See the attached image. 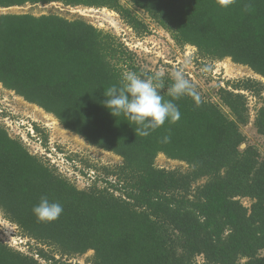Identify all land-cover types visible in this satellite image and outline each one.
<instances>
[{"label": "trees", "instance_id": "trees-1", "mask_svg": "<svg viewBox=\"0 0 264 264\" xmlns=\"http://www.w3.org/2000/svg\"><path fill=\"white\" fill-rule=\"evenodd\" d=\"M123 1L0 0V9L53 3L106 9L137 38L148 34L139 11L178 48H194L198 60L228 59L264 79V0H235L228 8L219 0ZM137 60L116 37L82 19L0 15L1 88L121 159L114 167L89 166L91 183L79 190L0 126V215L27 247L0 239V264H68L87 253L86 264H264V155L242 132L250 122L249 99L257 98L252 126L264 138L263 85L226 81L209 97L199 94V106L181 97L174 101L177 122L135 136L136 125L112 117L102 102L124 72L155 74ZM162 76L167 88L171 77ZM159 155L187 170L156 167ZM42 196L63 206L57 220L33 215Z\"/></svg>", "mask_w": 264, "mask_h": 264}, {"label": "rangeland", "instance_id": "rangeland-1", "mask_svg": "<svg viewBox=\"0 0 264 264\" xmlns=\"http://www.w3.org/2000/svg\"><path fill=\"white\" fill-rule=\"evenodd\" d=\"M122 4L125 5V1L122 0ZM135 13L148 27V34L143 37L137 38L116 13L106 9L70 8L57 3L0 9V15L31 14L38 17L55 14L67 20L82 19L96 29L116 37L131 51L135 52L138 59L137 62L151 73L159 72L161 74H169L171 77L174 70L177 68L183 69L185 77L193 84L195 90L205 97L212 95V90L216 85L219 84L223 87L226 81L251 79L260 82L264 87V79L253 74L246 67L231 63L228 59L212 64L198 60L194 48H178L170 36L155 26L146 15L139 11H135ZM262 96L264 97V91ZM0 101L2 105H7L8 110L14 115L16 120H21L22 123L27 121L29 124L32 123L42 129L43 133H40L42 138L40 135L38 137L42 142L44 136L47 137L46 146L48 148L55 147L57 151L64 153L66 159H74V165L71 166L68 163L70 167L66 169V178L77 189L83 190L90 185L91 182L87 178L89 166H95L98 169L121 164L119 157L89 146L81 138L65 131L51 115H46L42 110L27 104L21 98L2 88H0ZM259 105L260 102L257 98L249 99L250 122L242 128V132L246 137L247 143L257 147L261 154L264 155V138L259 137L252 126L254 113ZM53 121L56 122L57 127L54 126L55 123ZM28 127L27 124L21 127V133L26 132ZM8 132L11 138H18L15 135L18 130L8 129ZM38 147L33 143L28 151L33 155L39 150L38 152L41 155L40 150L42 148L40 145ZM35 156L46 162L47 158L45 156ZM155 166L166 170H187L183 163L167 160L162 155L155 159ZM201 183L203 182H199V184ZM243 204L248 206L249 201L244 200ZM11 227L13 225L5 221L0 215V239L5 243L9 240L6 235L10 233ZM13 234V237H18L16 229ZM91 255V253H87L75 260L68 261V264H86ZM198 262L201 263V258H198Z\"/></svg>", "mask_w": 264, "mask_h": 264}, {"label": "clouds", "instance_id": "clouds-1", "mask_svg": "<svg viewBox=\"0 0 264 264\" xmlns=\"http://www.w3.org/2000/svg\"><path fill=\"white\" fill-rule=\"evenodd\" d=\"M234 3L235 0H219V5L223 8H228ZM249 8L250 5H245L244 11H249ZM171 81L166 88L159 72L146 76L128 70L122 74L119 85H112L103 93V106L112 117L123 115L135 124V136L147 137L166 121L175 123L180 119L181 113L174 103L175 100L187 96L193 99L196 106L201 103L199 93L185 77L183 69L174 70ZM165 88L167 95L172 99H164ZM169 140V136L164 137V142ZM62 212L63 206L59 202H51L47 196H42L32 208V213L39 222H53Z\"/></svg>", "mask_w": 264, "mask_h": 264}, {"label": "built area", "instance_id": "built-area-1", "mask_svg": "<svg viewBox=\"0 0 264 264\" xmlns=\"http://www.w3.org/2000/svg\"><path fill=\"white\" fill-rule=\"evenodd\" d=\"M25 124H27V126L29 127L26 132L24 131L23 133H21V127H24ZM0 126L5 127L7 130L8 129L18 130V133L15 135L16 137H18L19 141L27 148V150L32 147L33 143L37 147L40 145V147L42 148L40 150L41 155L38 152L39 150L33 155L34 156L38 155L40 157L45 156L47 158L46 161L51 166L55 167L58 173H60L64 177L67 176L66 169L70 167L68 163H70L71 166L75 164L74 161L69 162L68 159H66L64 153L57 151L55 147L44 148L41 139L38 137V134L34 131L33 124L32 123L29 124L27 121L26 122L24 121L22 123L21 120H16L14 115L8 110L7 105L5 104L2 105L1 101H0ZM70 173L73 174L72 172ZM91 174L92 172H89L87 176L89 177ZM11 228L12 229L10 233L6 235L7 238L9 239L7 241V244L18 250H26L27 249V247L25 246L26 242L19 237H13L14 236L13 232L15 231V227H11Z\"/></svg>", "mask_w": 264, "mask_h": 264}, {"label": "water", "instance_id": "water-1", "mask_svg": "<svg viewBox=\"0 0 264 264\" xmlns=\"http://www.w3.org/2000/svg\"><path fill=\"white\" fill-rule=\"evenodd\" d=\"M244 148H245V145L244 144L240 146V149L241 150L244 149Z\"/></svg>", "mask_w": 264, "mask_h": 264}, {"label": "bare ground", "instance_id": "bare-ground-1", "mask_svg": "<svg viewBox=\"0 0 264 264\" xmlns=\"http://www.w3.org/2000/svg\"><path fill=\"white\" fill-rule=\"evenodd\" d=\"M53 122L55 123V125H54V126H55V127H57V126H56V122H55V121H53Z\"/></svg>", "mask_w": 264, "mask_h": 264}]
</instances>
